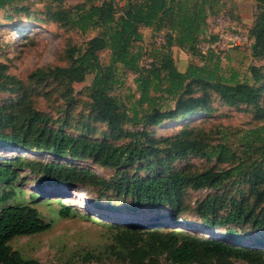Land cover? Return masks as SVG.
Masks as SVG:
<instances>
[{
	"label": "rangeland",
	"instance_id": "obj_1",
	"mask_svg": "<svg viewBox=\"0 0 264 264\" xmlns=\"http://www.w3.org/2000/svg\"><path fill=\"white\" fill-rule=\"evenodd\" d=\"M113 1L117 7L126 2ZM80 5L88 6L85 0H8L0 7V115L7 119L30 113L39 118L38 124L46 132L152 152L130 164L103 167L91 159H59L44 151L0 149V160L28 156L39 162H69L89 169L106 183L69 188L42 186L34 182L29 171L23 170L14 184L15 195L6 202L1 200V193L9 187L0 184V208L29 204L50 223V228L44 232L13 238L9 241L12 250L40 264H176L161 251L150 254L142 263L118 258L110 246L120 232L119 225L127 226L130 222L142 225L147 231L152 226L163 233L183 229L196 236L235 243L226 235L232 231L243 245L260 247L258 257L264 259V222H256V218L264 217V181L247 180L252 169L251 160L218 184L181 188L177 198L180 214L177 220L172 216L175 210L162 203L133 209L132 196H123L116 189L118 182L134 177L145 178L154 173L188 176L205 171L219 172L240 163L238 159L229 162L207 159L198 149L220 143L235 149L239 137L237 131L264 123V59L251 57L249 36L259 13L257 2L219 0L214 7L215 13L206 18L207 25L197 45L203 52L210 47L218 53L226 72L234 71L240 79H247L251 91L257 93V101L230 104L212 89L191 85L190 92L170 102L169 109H175L176 118L192 113L161 124L131 120L129 103L131 98L138 97L134 83L137 75L131 70L115 65V75L120 83L113 86L108 96L115 100L116 108L106 119L101 116L97 101L89 94L94 74L74 82L54 73L55 69H65L69 65L71 48L81 49L88 38L97 34L96 31L82 34L66 20L57 18V12L74 13ZM141 35L134 49L141 52L139 65L147 67L153 52L164 43V32L155 35L152 31H143ZM212 36H217V40L209 44L208 39ZM176 51L179 55L173 51L171 54L179 71L189 63L201 64L199 56H192L181 48ZM98 59L105 68L110 64V52H98ZM249 65L256 67L260 73L258 78L251 79L247 71ZM109 119L114 130L108 124ZM0 130L8 132L11 129L3 128L0 122ZM258 156L260 160L264 159L263 152L254 154L253 158ZM34 193L39 196L31 198ZM64 207L68 211L62 214ZM237 208L244 209L245 220L226 222V216ZM211 222L215 226L207 228ZM203 263L247 264L227 257L209 258Z\"/></svg>",
	"mask_w": 264,
	"mask_h": 264
},
{
	"label": "trees",
	"instance_id": "obj_2",
	"mask_svg": "<svg viewBox=\"0 0 264 264\" xmlns=\"http://www.w3.org/2000/svg\"><path fill=\"white\" fill-rule=\"evenodd\" d=\"M7 1L0 0V7ZM125 1L122 7H117L113 0H100V3H97V0H85L88 6L80 5L74 13H56L57 18L66 20L82 34L88 31L97 32L87 39L81 49L71 48L68 52L69 65L65 69H55L54 73L74 82H81L87 74H94L89 94L97 101L104 119L116 108L115 100L108 96L113 86L120 83L119 77L115 75V65L131 70L137 75L134 83L138 97L131 98L129 103L131 120L135 123L161 124L191 114L192 112H187L176 118L175 109H169L170 102L183 93H189L191 85L212 89L230 104L257 101V93L251 91L252 87L247 79H240L239 74L234 71L226 72L221 65L219 54L210 47L203 52L197 46L199 36L207 25L206 18L215 13L214 7L219 0ZM255 1L259 13L249 31L252 40L250 53L253 59H264V0ZM141 28H150L155 35L164 32V43L153 52L151 63L147 67L139 65L141 52L134 49L135 43L141 40ZM216 40L217 36H212L208 42L212 44ZM172 46H177L192 56H199L201 64L189 63L184 72L179 71L174 65ZM102 50L110 52V64L105 68L101 67L98 59V52ZM247 71L253 80L260 76L253 65H249ZM38 121L39 118L30 113H20L7 119L0 115L3 128L11 129L8 132L0 130V149L44 151L59 159H91L103 167L130 164L152 152L149 149L122 148L104 141L46 132L39 126ZM108 124L111 128L114 126L110 119ZM237 132L239 137L235 149L225 143L209 144L198 149L199 154L207 159L217 158L224 162L241 160L229 170L205 171L188 176L182 173L163 176L154 173L145 178L134 177L129 181L118 182L116 189L123 196H132L133 209L162 203L175 210L172 216L173 220H177L180 216L178 193L185 186H213L234 175L235 170L250 160L252 169L247 175V180L264 181V159L260 160V156L253 158L258 152L264 153V123ZM225 140H228V137H225ZM181 147L184 148V145ZM23 170L29 171L34 176V182L42 186L69 188L79 184H106L89 169L69 162H39L28 156H14L0 160V184L9 187L8 191L1 193L3 202L15 195L14 184ZM38 196L39 193H34L31 198ZM67 211L64 207L61 212L63 214ZM244 220L242 208H237L225 218L226 222ZM257 220L264 222V217L256 218V222ZM208 224L207 228L215 226L214 222ZM119 226L120 232L114 237L110 249L121 259L142 263L150 254L161 251L176 264H204L205 259L218 257L243 260L247 264H264V259L258 257L261 248L243 245L237 241L239 236L232 231L226 235L235 243L196 236L183 229L163 233L155 226L147 231L142 225L130 222H127V226ZM49 228L50 223L45 222L40 212L29 204L1 207L0 264H40L37 260L23 258L19 252L12 250L9 241L17 236L41 233Z\"/></svg>",
	"mask_w": 264,
	"mask_h": 264
},
{
	"label": "crops",
	"instance_id": "obj_3",
	"mask_svg": "<svg viewBox=\"0 0 264 264\" xmlns=\"http://www.w3.org/2000/svg\"><path fill=\"white\" fill-rule=\"evenodd\" d=\"M143 31H152L150 28H141L140 29V32H143ZM176 48L178 49L179 47H177V46H172V51L174 52V53H176L177 55H179V53L176 51ZM180 49V48H179ZM187 67V66H186ZM186 69V68H185ZM185 69H183V71H181V72H184L185 71Z\"/></svg>",
	"mask_w": 264,
	"mask_h": 264
},
{
	"label": "bare ground",
	"instance_id": "obj_4",
	"mask_svg": "<svg viewBox=\"0 0 264 264\" xmlns=\"http://www.w3.org/2000/svg\"><path fill=\"white\" fill-rule=\"evenodd\" d=\"M119 219V218H118ZM203 234H205V233H203Z\"/></svg>",
	"mask_w": 264,
	"mask_h": 264
},
{
	"label": "built area",
	"instance_id": "obj_5",
	"mask_svg": "<svg viewBox=\"0 0 264 264\" xmlns=\"http://www.w3.org/2000/svg\"><path fill=\"white\" fill-rule=\"evenodd\" d=\"M231 40H233V39H231Z\"/></svg>",
	"mask_w": 264,
	"mask_h": 264
}]
</instances>
